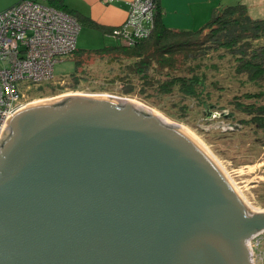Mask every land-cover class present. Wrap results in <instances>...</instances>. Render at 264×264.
Returning <instances> with one entry per match:
<instances>
[{
    "label": "water",
    "instance_id": "water-1",
    "mask_svg": "<svg viewBox=\"0 0 264 264\" xmlns=\"http://www.w3.org/2000/svg\"><path fill=\"white\" fill-rule=\"evenodd\" d=\"M9 127L0 264H250L264 211L187 130L91 96Z\"/></svg>",
    "mask_w": 264,
    "mask_h": 264
},
{
    "label": "trees",
    "instance_id": "trees-1",
    "mask_svg": "<svg viewBox=\"0 0 264 264\" xmlns=\"http://www.w3.org/2000/svg\"><path fill=\"white\" fill-rule=\"evenodd\" d=\"M47 4L72 15L81 26L88 22L69 9L67 0ZM81 52L72 55L82 58L72 76L76 86L87 71L86 62L99 57L106 65L118 67L110 82L121 84L122 89L110 95L139 97L199 134L218 131L215 134L222 139L243 132L254 137V147H264V20L253 19L245 5L218 7L197 31H174L163 23L157 0L149 37L133 46L123 43ZM221 73L231 80L228 87ZM234 83L239 87L234 88ZM49 88L55 92L60 87ZM228 93L232 96L223 104Z\"/></svg>",
    "mask_w": 264,
    "mask_h": 264
},
{
    "label": "built area",
    "instance_id": "built-area-1",
    "mask_svg": "<svg viewBox=\"0 0 264 264\" xmlns=\"http://www.w3.org/2000/svg\"><path fill=\"white\" fill-rule=\"evenodd\" d=\"M47 2L22 0L0 12V147L10 119L28 104L27 91L52 82L58 58L77 51L80 22ZM156 5L157 0H134L125 23L109 35L128 46L149 37ZM263 237L264 231L251 241L250 264L264 263Z\"/></svg>",
    "mask_w": 264,
    "mask_h": 264
},
{
    "label": "rangeland",
    "instance_id": "rangeland-1",
    "mask_svg": "<svg viewBox=\"0 0 264 264\" xmlns=\"http://www.w3.org/2000/svg\"><path fill=\"white\" fill-rule=\"evenodd\" d=\"M14 3H16L15 0H0V12L13 6ZM103 39L101 38L100 34L85 29L84 32L81 33L80 41L77 42L78 46L82 48V50L79 51H83L81 53H86L91 50H98L100 48H103L105 45L117 46L120 44V42L117 40L109 39L106 40V43L104 44ZM81 44L84 45V47H82ZM81 59L82 58L80 54H77V56L58 58V62L56 63L54 70V80L48 84H43L42 87L33 86L30 91H27L26 94L29 98L28 104L35 100L40 101L55 98V101H51L48 103L53 104L64 101L71 97L86 98L88 97L86 95H96L94 96L95 99H100V97L97 96L106 94V91L104 90H109V94L106 95H110L112 93L118 94V92L121 91V84L116 83L112 85L110 82L117 75L118 67L114 64L106 65L107 63L103 62V59L99 57H91L89 61L86 62L88 72H84L82 81L80 82L79 86H76V83L72 79V76L77 74V61ZM221 74L222 76L220 77L223 80L224 85L228 87L229 84L232 83L230 82L231 80H225L224 78L226 77V74ZM62 81L64 82L62 83ZM51 84H53L56 88H60L53 92L51 88H49ZM233 85L234 88L239 87L238 83H234ZM77 93L78 95L82 96H76ZM110 96L119 97L116 95ZM231 96L232 95L228 93L225 96V101H223L222 103L227 104L226 101L230 99ZM119 98L132 99L143 103V105L149 107L150 109L161 113L171 123L187 127L209 148L211 153L218 159L219 163L228 172V174L232 177L239 188L245 193V195L257 207H259L261 210H264V147H254L252 145L254 137H251L247 135V133L243 132L239 133L238 135L228 133V136L222 139L220 138L221 136H217L215 134V132L218 131L211 132V134H207L206 132H203V134H199L196 129H193L186 124L172 120L159 109L147 105L139 97ZM168 102L169 100L166 101V106L170 107L171 104ZM162 104L163 103L160 102V107ZM136 109H138L140 112L151 115L150 112L143 110L142 108ZM10 128L11 127H9V129ZM7 137L8 134H6L4 141L7 139ZM262 241H264V237ZM261 250L264 251V247H262Z\"/></svg>",
    "mask_w": 264,
    "mask_h": 264
},
{
    "label": "crops",
    "instance_id": "crops-1",
    "mask_svg": "<svg viewBox=\"0 0 264 264\" xmlns=\"http://www.w3.org/2000/svg\"><path fill=\"white\" fill-rule=\"evenodd\" d=\"M133 1L114 0L106 3L104 0H67V6L82 20L87 19L88 22L82 25L81 33L85 29L96 32L102 39L104 38L103 43L105 44L108 39L117 40L109 34L113 29L125 23ZM15 2L13 5L19 3L20 0H15ZM159 3L163 13V23L168 29L174 31L201 29L210 21L214 10L221 6L243 4L253 19L264 20V0H159ZM80 36L78 41H80ZM79 50L82 48L77 43V51Z\"/></svg>",
    "mask_w": 264,
    "mask_h": 264
},
{
    "label": "bare ground",
    "instance_id": "bare-ground-1",
    "mask_svg": "<svg viewBox=\"0 0 264 264\" xmlns=\"http://www.w3.org/2000/svg\"><path fill=\"white\" fill-rule=\"evenodd\" d=\"M76 96H82V95H78L76 94ZM97 97H100V98H103V99H106V100H109V101H112V102H115V103H120V104H129V105H132L134 106L135 108H142L143 110H146L148 112H150V114L154 117H159L162 119V121H164L168 126H174L176 127L177 129H185L187 130L189 133H191L195 138H197L208 150L209 148L203 143V141H201L200 138H198L192 131H190L187 127H184V126H181V125H178V124H173L171 123L165 116H163L161 113L155 111V110H152L150 109L149 107L143 105V103H140L138 101H135V100H132V99H122V98H119V97H115V96H110V95H101V96H97ZM56 99H45V100H40V101H33L27 105H25L21 110H19L18 112L24 110V109H27L29 107H33V106H36V105H39V104H48L49 102L51 101H55ZM17 112V113H18ZM210 151V150H209ZM211 153V151H210ZM212 154V153H211ZM213 155V154H212ZM214 156V155H213ZM215 157V156H214ZM216 158V157H215ZM217 159V158H216ZM218 160V159H217ZM264 211V210H263ZM260 233V232H257V233H254L252 235H250L249 237L246 238V243H247V251H248V254H249V259H251V255H252V251H251V247H252V240L253 238H255L257 236V234Z\"/></svg>",
    "mask_w": 264,
    "mask_h": 264
},
{
    "label": "flooded vegetation",
    "instance_id": "flooded-vegetation-1",
    "mask_svg": "<svg viewBox=\"0 0 264 264\" xmlns=\"http://www.w3.org/2000/svg\"><path fill=\"white\" fill-rule=\"evenodd\" d=\"M6 134H8V138H10L11 136H13L14 133H13V131H12V128H10V129L7 131ZM6 134H5V137H6Z\"/></svg>",
    "mask_w": 264,
    "mask_h": 264
}]
</instances>
